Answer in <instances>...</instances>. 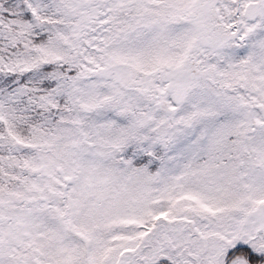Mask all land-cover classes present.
I'll return each mask as SVG.
<instances>
[{"label":"snow or ice","instance_id":"snow-or-ice-1","mask_svg":"<svg viewBox=\"0 0 264 264\" xmlns=\"http://www.w3.org/2000/svg\"><path fill=\"white\" fill-rule=\"evenodd\" d=\"M0 264H264V0H0Z\"/></svg>","mask_w":264,"mask_h":264}]
</instances>
